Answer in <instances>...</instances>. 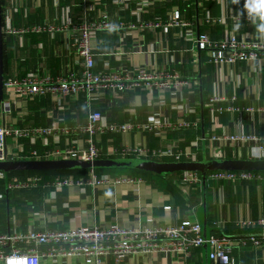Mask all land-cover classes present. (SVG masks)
Masks as SVG:
<instances>
[{"label":"built area","instance_id":"2783aa9c","mask_svg":"<svg viewBox=\"0 0 264 264\" xmlns=\"http://www.w3.org/2000/svg\"><path fill=\"white\" fill-rule=\"evenodd\" d=\"M116 4L128 9L126 0H114ZM155 0H141L137 7L131 11L135 21L127 20L123 16L116 19L106 10L98 9L101 0H83L82 15L79 18L72 16L70 6L56 5L57 18L60 24L50 21L33 24L23 28H16L9 24L12 14L11 8L3 10L8 18L6 32L12 35L32 32L36 34L48 33L52 36L62 32L71 37L69 47L74 51L77 68L67 70L64 74L53 75L49 72H30L22 77L8 78L4 81V98L0 105V162L29 161V160H84L94 161L102 158L104 154L109 157L143 158V159H172L175 162L199 161L200 141L190 142L186 146L182 143L186 139L181 133L178 137H171L170 133L185 130L200 129V115L193 120L185 117L172 119L163 111L164 101L170 94L173 108L185 102V94L194 90L200 82L193 78L184 77L178 71L168 70L166 67L135 65L131 68H112L105 65L104 69H97L95 50L98 39L106 31L122 32L126 35H137L143 39L144 30L157 31L170 28L180 29L181 32L191 26L189 21L175 6L165 17H150V8ZM16 8V7H15ZM94 14V17L91 15ZM207 22H215L209 15ZM193 38L195 46L203 50L210 61L216 66H234L239 61L264 58V43L258 40L238 37L234 34L229 39L213 40L207 33H187ZM123 48L119 49L116 58L123 57ZM144 96L152 102L156 96L160 99V109L156 114L141 123L107 121L102 110L89 113L85 125L67 126L59 122H51L45 126L26 125L29 101L51 96L59 103L65 97L81 99L85 97L88 104L105 101L116 103L126 94ZM157 94V95H156ZM190 97V96H189ZM190 100L189 98H187ZM237 97L233 96L232 101ZM227 98L214 93L204 104L212 121H216L218 114L225 111L234 112L236 107L231 103L225 106ZM191 101V100H190ZM195 104V99L192 102ZM138 104V103H137ZM140 105V103L138 104ZM179 108V106H178ZM190 112H196L191 107ZM255 110L249 106L247 111ZM264 112V107H259ZM189 113V111L187 112ZM152 133L160 145L152 147L144 138H137L138 134ZM86 134L83 138H72ZM106 134H116L121 138L119 146L114 145L112 137L107 139V153L100 147L101 137ZM66 142L62 144L61 137ZM209 141L207 149L209 159H264L263 137L255 133L235 132L224 129L221 134H212L209 137L201 136ZM42 146V150L39 148ZM245 150V152H244ZM239 157V158H238ZM207 180H212L213 190L219 184L238 183L245 186H255L261 190L264 182V172L259 171H211ZM0 181L4 182L8 191L39 189L48 191L44 200L51 204L58 200V194L66 190L84 192L87 186L112 190L120 185L135 186L138 189V203L133 213L141 216L150 206L147 197L158 193L153 207H161L165 212L177 208L175 201H171L163 191L154 190L152 183L148 184L144 177L130 175H101L95 169H87L85 175L76 176L72 173H60L52 181L42 178L40 174L31 173L26 176L13 175L0 171ZM203 179L197 171H183L170 180L172 186L184 199L186 218L181 219L179 213L176 218L146 215L143 220L138 217L132 225L122 224L120 221L105 222L102 225L95 223L76 224L68 228H52L45 222L43 228L24 231H8L0 233V264H42L46 258L57 260L60 257L67 259L83 258L86 263L104 264L103 258L113 257L117 264L127 262L135 264V258L159 253H172L173 264H188L195 250L202 249L207 241L204 238L202 226L198 219V205L193 203V196L202 192ZM145 185L151 192H143L139 188ZM154 185V184H153ZM161 197L166 200L162 201ZM1 197V195H0ZM169 201V203H166ZM115 204V203H114ZM68 207V206H67ZM109 211L111 208H104ZM56 210V208H54ZM35 220L39 212L32 213ZM37 215V216H36ZM33 219V221H35ZM240 229H264V215L257 217L238 218L235 222ZM215 227L218 222L212 223ZM263 237H258L253 231L241 237L234 238L226 233H214L209 239L210 259L212 264H232L231 253L234 246L247 248L250 245L260 247Z\"/></svg>","mask_w":264,"mask_h":264},{"label":"crops","instance_id":"0c3cea01","mask_svg":"<svg viewBox=\"0 0 264 264\" xmlns=\"http://www.w3.org/2000/svg\"><path fill=\"white\" fill-rule=\"evenodd\" d=\"M126 1L128 9H123L114 0H101L98 9L106 10L110 15H116V19L123 16L127 20L135 21L136 18L131 14V11L137 7L141 0ZM1 2L3 10L11 8L10 14L12 15L9 24L12 23V26L16 28L29 27L48 21L60 24L56 8L58 2L62 6H70L72 16L75 18H79L83 10V0H1ZM175 6L179 7L183 15L191 21L190 27L185 28L182 32L180 29L173 28L157 31L144 30L142 32L143 39H138L137 35L125 36V31H106L99 37L95 50L96 68L104 69L107 64L112 68H131L135 65L166 67L168 70L180 72L186 78L197 79L200 85L190 91V94H185V102L179 104V108L178 106L177 108L172 107L170 94L164 98L166 105L163 106V111L169 118L185 117L188 120H193L200 115L199 130L201 133L190 140L185 139L182 146L197 140L198 137L201 142V136L209 137L212 134H221L224 129L228 128L231 133H255L263 137L261 144L264 145V112L258 110L259 107H264V58L262 55L255 60L239 61L234 66H216L203 50L195 46L193 38L187 36L188 32L207 33L213 40L218 41L229 39L232 35L237 34L238 37L264 43V0H239V2L236 0H199L198 6L196 0H155L154 5L150 8L149 16L165 17L167 12ZM207 15L215 22H207ZM91 16L94 17V14ZM6 21L8 18L5 15L3 21L5 79L22 77L30 72H49L58 75L64 74L69 69L77 68L74 51L69 47L71 37L62 32H57L53 36L48 33L36 34L32 32L12 35L6 32L8 25ZM120 48H123L124 51L121 60L116 58ZM214 93L224 95L227 100L223 104L228 106L231 103L236 107V110L218 114L216 121L213 122L210 113L204 108V104ZM233 96L237 97L234 101L231 100ZM43 98H48L50 101L47 108L40 110L44 120L40 121L39 118L33 120L32 118V121H28L26 117V125L45 126L51 122H59L71 127L85 125L89 113L96 110H102L107 116V121L141 123L160 109L158 96L150 102L144 96H137L133 93L122 96L114 104L105 101L88 104L85 97L78 100L65 97L60 103L51 96H43ZM194 99L195 104L192 103ZM251 105L255 107V110L247 111ZM191 107H195L196 112H190ZM188 111L189 113H187ZM205 113L208 117L206 127ZM192 131L196 130L173 132L170 133V136L178 137L183 133L186 137L187 133ZM115 136L119 135L106 134L101 137L99 145L105 153H107L108 147L107 139L110 137L114 139ZM83 137H86V134L70 135V139ZM65 138V136L61 137L63 145L66 142ZM137 138H144L152 147L160 145L159 140L150 132L138 134ZM207 142L209 143V141ZM120 143L117 145L114 140L115 146H119ZM39 148L43 149L41 144H39ZM245 157L244 154L242 158ZM147 183L150 184V182ZM262 183L261 190L255 186L249 187L238 183L231 191L229 184L225 183L222 187L218 184L217 188L209 191L216 209L212 223L218 222L217 226H213L215 231L225 232L227 228L238 229L239 227L235 223L238 218H255L260 213L264 215ZM151 185L154 190H160L156 184ZM137 189L135 186L120 185L112 190L92 186H87L84 192L66 190L58 194V200L60 194H64V198L60 199L62 201L60 204L56 202L46 204L44 200L46 193L38 191L36 203L31 200L26 201L28 207L25 214L17 213L19 207L12 206L10 210L8 206L11 212L10 226L6 214L5 221L0 220V231L38 230L43 228L45 222L49 227L60 229L86 223L102 225L110 221H120L122 224L132 225L138 217L142 216L141 218L144 220L149 214L161 216L165 213L167 218L172 219L178 217L177 213H179L182 220L186 218V207L181 208L177 203V196L181 197V195L172 186L167 190L160 191H163L171 199L170 202L174 200L177 208L171 212H165L161 207H153L150 203L153 200L156 203L158 196L156 193L150 198L147 197L150 206L140 214L141 216H138L133 213V208L137 205L139 198ZM139 189L152 193V190H149L145 185ZM26 191H33V189ZM17 192L19 190L11 192V196L14 197ZM199 194L201 201L197 203L198 208L202 205V192ZM160 199L166 200L161 196ZM107 207L111 209L109 211L104 209ZM33 212H39L38 218L44 216V219L35 220L32 216ZM259 230L258 235L261 234L264 241V229L260 228ZM232 235L235 234H230V236ZM194 252L199 255V259L196 260L202 263V249ZM194 254L188 264L192 261ZM231 257L232 264H264V242L260 247L250 245L247 248H240L234 246ZM173 259L172 253H159L135 258V264H173ZM103 261L104 264H117L113 257L103 258ZM42 264L88 263L83 258L60 257L56 261L46 258ZM119 264H127V262Z\"/></svg>","mask_w":264,"mask_h":264},{"label":"water","instance_id":"95a60500","mask_svg":"<svg viewBox=\"0 0 264 264\" xmlns=\"http://www.w3.org/2000/svg\"><path fill=\"white\" fill-rule=\"evenodd\" d=\"M199 0H196L198 6ZM198 12V8H197ZM4 32L2 2L0 0V105L4 98ZM204 124V122L202 121ZM203 131V135H204ZM134 169L150 172L159 175H171L183 171H197L201 173L202 184V205L199 207L197 216L202 224L204 238L207 240L202 247V264H212L210 259L209 239L213 234L208 228L209 221V197H205V192L214 186L212 180H207V174L211 171H259L264 172V159H207L205 157L199 161H157L153 159H141L130 157H109L100 158L94 161L84 160H23L0 162V171L5 173L14 171H59V170H82V169ZM206 175V178L204 177ZM7 217L10 226V211L7 209Z\"/></svg>","mask_w":264,"mask_h":264},{"label":"trees","instance_id":"16d2710c","mask_svg":"<svg viewBox=\"0 0 264 264\" xmlns=\"http://www.w3.org/2000/svg\"><path fill=\"white\" fill-rule=\"evenodd\" d=\"M5 45V44H4ZM5 57V55H4ZM50 101L48 98H36L33 99L31 101H29L28 103V115L26 116L28 121H32L36 120L35 118H39L40 121L44 120V116L40 113V110L42 108H47L49 105ZM205 117V127L208 124V117L205 113L204 115ZM201 133V131L197 130V131H192L187 133L186 139L190 140L192 139L194 136L199 135ZM151 139V136H150ZM153 139V138H152ZM115 143L118 145L120 143V136H115L114 138ZM200 144V151L198 152V157L200 159L204 158V153H205V157L207 159H209L208 156V149H207V145L208 142L206 139H202L201 138V142H199ZM112 157H118V155L112 156ZM111 157V158H112ZM102 158H108V156L106 154H104L102 156ZM157 161H173L172 159H161V160H157ZM96 173L101 176V175H109V176H116V175H130V176H139V177H144L148 182L152 183V184H156V186L160 189V190H167L170 187V180L176 176L179 175L180 172L171 174V175H159V174H154V173H150V172H144V171H139V170H134V169H121V168H117V169H95ZM31 173H36V174H40L42 176L43 179L48 180V181H52L58 174L62 173H72L75 174L76 176H81V175H85L87 173V169H82V170H59V171H14V172H9V176H13V175H18V176H26L28 174ZM230 190L233 191L234 188L236 187L233 184H229ZM262 187L264 188V182L262 183ZM38 191H40V188L38 190L33 189V191H26V190H19V192L16 193V195L14 197L11 196V192L7 190V188L4 185L3 181H0V195H2V198H0V220L3 222L5 221V217L7 214V208L9 206L10 210L12 209V206H16L17 208L19 207V210L17 211V213L20 212V214H25L26 210H27V202L28 201H34L35 203L38 201ZM210 191V189H209ZM264 192V191H263ZM44 193H48V191H45ZM59 197V196H58ZM64 198V194H60V198L59 200L56 201V203L60 204L62 201L60 199ZM15 199V201H14ZM177 200H178V205L181 208L185 207V203H184V199L182 197H178L177 196ZM27 201V202H26ZM201 201V196L199 193L195 194L193 196V203L197 204ZM255 204V203H254ZM253 204V205H254ZM256 208V207H255ZM215 207L213 205L212 202V198L211 196H209V221H210V225L213 222V219L215 218ZM11 213V212H10ZM16 214V213H15ZM3 224V223H2ZM213 227V225H211ZM250 231H253L255 234H257L258 237H262V235H258L259 233V229L256 230H247V229H235V228H227L225 232H220V233H226L228 235L230 234H235L233 237L237 238V237H241L243 235H246L248 233H250ZM237 232V233H235ZM0 233H2L0 231ZM213 233H219L217 231H215V229L213 230ZM194 257L192 259V261L190 262V264H202L201 262H199V255L196 254V252H194Z\"/></svg>","mask_w":264,"mask_h":264},{"label":"rangeland","instance_id":"374dc122","mask_svg":"<svg viewBox=\"0 0 264 264\" xmlns=\"http://www.w3.org/2000/svg\"><path fill=\"white\" fill-rule=\"evenodd\" d=\"M0 124H1V118H0ZM204 177L206 178V175H204ZM203 178V177H202ZM209 197L210 196V192H208V191H206L205 192V197ZM197 210H199V208L197 209ZM202 225V224H201ZM211 225L210 224H208V228H209V230L211 231Z\"/></svg>","mask_w":264,"mask_h":264},{"label":"clouds","instance_id":"9594fccd","mask_svg":"<svg viewBox=\"0 0 264 264\" xmlns=\"http://www.w3.org/2000/svg\"><path fill=\"white\" fill-rule=\"evenodd\" d=\"M236 2H239V0H236Z\"/></svg>","mask_w":264,"mask_h":264}]
</instances>
